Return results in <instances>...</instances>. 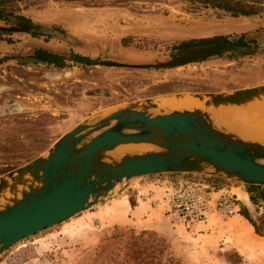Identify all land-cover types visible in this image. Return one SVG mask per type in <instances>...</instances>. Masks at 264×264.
Returning <instances> with one entry per match:
<instances>
[{
	"label": "rangeland",
	"instance_id": "obj_1",
	"mask_svg": "<svg viewBox=\"0 0 264 264\" xmlns=\"http://www.w3.org/2000/svg\"><path fill=\"white\" fill-rule=\"evenodd\" d=\"M10 6L12 14L72 35L83 47L43 34L0 32V175L44 153L76 123L96 119L115 106L163 94L230 91L264 84V53L222 54L170 68L99 63L163 59L179 53L183 41L219 35L232 41L243 34L246 45L264 46V7L256 15L234 16L178 0H32ZM112 13L117 15L107 16ZM72 14L83 17V23L74 24ZM237 21L250 25L241 31L214 32ZM6 24L0 19V25ZM37 48L66 58L70 53L80 54L89 57L90 63L66 59L62 67H55L16 60L32 56ZM124 52L148 59L126 58ZM171 176L174 182L193 180L213 186L205 189L212 201L226 193L235 205L234 212L220 216L212 208L205 221L193 228L169 218L157 228L145 227V222L126 217L116 199L125 195L134 204L136 192L129 184L142 178L136 177L101 204L16 242L0 255V264H90L92 249L114 226L156 232L180 264H264V235L255 234L238 213L243 192L247 194L243 206L250 218L264 213V203L255 195V203L249 200L248 185L192 173ZM178 189L169 191L177 194Z\"/></svg>",
	"mask_w": 264,
	"mask_h": 264
},
{
	"label": "water",
	"instance_id": "obj_2",
	"mask_svg": "<svg viewBox=\"0 0 264 264\" xmlns=\"http://www.w3.org/2000/svg\"><path fill=\"white\" fill-rule=\"evenodd\" d=\"M229 14L240 15L236 11ZM1 17L7 24L0 25V31L43 34L83 47L77 38L55 28L16 14L2 13ZM258 53H264V46L218 42L190 45L149 62L99 63L170 68L222 54L245 57ZM16 60L44 64L33 56ZM184 95L203 101V107L168 109L160 104L164 98ZM261 100L264 84L230 91L163 94L124 103L96 119L76 123L44 153L0 175V255L23 238L101 204L135 177L192 173L264 186V142L227 128L212 114L220 107H243ZM141 143L153 147L129 146Z\"/></svg>",
	"mask_w": 264,
	"mask_h": 264
},
{
	"label": "trees",
	"instance_id": "obj_3",
	"mask_svg": "<svg viewBox=\"0 0 264 264\" xmlns=\"http://www.w3.org/2000/svg\"><path fill=\"white\" fill-rule=\"evenodd\" d=\"M32 0H0V19L2 13L12 14L11 4L16 2H26ZM202 7H210L229 13L236 11L240 15L250 16L258 14L264 7V0H178ZM4 32V31H0ZM31 35H37L30 33ZM243 34L238 35L234 40L229 41L227 36H213L199 40H189L181 42L178 47L183 49L190 45H202L208 43L230 42L236 44L243 43ZM122 41V39H121ZM33 57L40 59L44 64H50L55 67H62L64 61L71 60L77 63H90V58L76 53H70L68 58L50 52L46 49L37 48L34 50ZM246 192L252 203L256 200L264 203V186L248 185ZM132 206V200L128 199ZM252 226L257 235H264V213L256 219H251L243 205L238 212ZM89 258L90 264H180L178 259L173 256L164 238L152 230H140L134 232L132 229H122L113 227L110 235L105 236L103 240L91 251Z\"/></svg>",
	"mask_w": 264,
	"mask_h": 264
},
{
	"label": "bare ground",
	"instance_id": "obj_4",
	"mask_svg": "<svg viewBox=\"0 0 264 264\" xmlns=\"http://www.w3.org/2000/svg\"><path fill=\"white\" fill-rule=\"evenodd\" d=\"M249 25L248 22H244L237 25L218 28L214 30V32L241 31L248 28ZM123 55L126 58H132L135 60L148 59L143 55H137L134 53L129 54L124 52ZM160 104L168 109H191L193 107H203V101L189 95L164 98L160 101ZM212 114L218 123L225 125L227 128L237 130L245 137L258 139L264 142V100L243 107L232 105L220 107L215 109ZM129 146L137 149L153 147L151 144L146 143L130 144Z\"/></svg>",
	"mask_w": 264,
	"mask_h": 264
},
{
	"label": "crops",
	"instance_id": "obj_5",
	"mask_svg": "<svg viewBox=\"0 0 264 264\" xmlns=\"http://www.w3.org/2000/svg\"><path fill=\"white\" fill-rule=\"evenodd\" d=\"M115 15L117 14L112 13L107 16ZM70 19L73 20L74 24L83 23L84 20L79 14L70 15ZM239 23L243 22L237 21L236 23L233 22L231 25H237ZM171 175L172 173L151 174L143 176L135 182H131L129 186L136 192L134 204L130 206L125 195L123 197L119 195L118 198H116L124 208L125 216L129 217L131 221L137 220L141 223L145 222V227L150 228H157L162 222H165L166 218L168 219L166 211L168 208L169 196L171 195L169 190L173 188L175 184V182L172 181L173 178ZM216 192H219V190ZM245 195L247 196V194L243 192L240 197L242 205H244ZM236 207V209H238V205H236Z\"/></svg>",
	"mask_w": 264,
	"mask_h": 264
},
{
	"label": "built area",
	"instance_id": "obj_6",
	"mask_svg": "<svg viewBox=\"0 0 264 264\" xmlns=\"http://www.w3.org/2000/svg\"><path fill=\"white\" fill-rule=\"evenodd\" d=\"M173 188L178 189L177 194L169 197L166 215L175 223L188 228L199 222H204L209 210L213 208L220 216L232 214L234 205L229 202L226 193L219 194L215 200H211L206 188H213L207 183L193 180L176 181ZM176 196V197H175ZM212 201V202H211Z\"/></svg>",
	"mask_w": 264,
	"mask_h": 264
}]
</instances>
